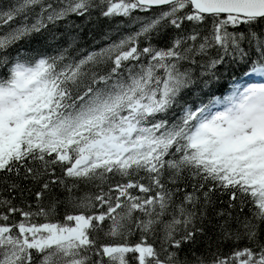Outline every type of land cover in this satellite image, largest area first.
<instances>
[{"label":"snow or ice","instance_id":"1","mask_svg":"<svg viewBox=\"0 0 264 264\" xmlns=\"http://www.w3.org/2000/svg\"><path fill=\"white\" fill-rule=\"evenodd\" d=\"M0 264H264V0H0Z\"/></svg>","mask_w":264,"mask_h":264},{"label":"trees","instance_id":"2","mask_svg":"<svg viewBox=\"0 0 264 264\" xmlns=\"http://www.w3.org/2000/svg\"><path fill=\"white\" fill-rule=\"evenodd\" d=\"M140 15H143L142 13ZM114 23L104 20L103 18L99 20H93L91 24L85 26L84 31L79 34V46L85 49H91L96 46V42L102 39V35L105 31H108L110 28H114ZM127 31V30H126ZM227 83L222 81L218 89H216V94L220 95L226 92ZM192 100H195V96L192 95L189 97ZM63 211V210H62ZM225 252L229 249L225 248Z\"/></svg>","mask_w":264,"mask_h":264}]
</instances>
